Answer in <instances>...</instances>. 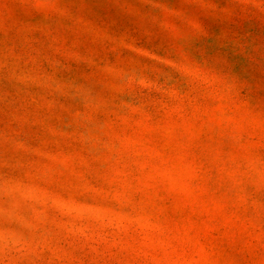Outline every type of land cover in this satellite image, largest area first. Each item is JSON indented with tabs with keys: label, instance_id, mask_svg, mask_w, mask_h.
<instances>
[{
	"label": "rangeland",
	"instance_id": "obj_1",
	"mask_svg": "<svg viewBox=\"0 0 264 264\" xmlns=\"http://www.w3.org/2000/svg\"><path fill=\"white\" fill-rule=\"evenodd\" d=\"M0 264H264V0H0Z\"/></svg>",
	"mask_w": 264,
	"mask_h": 264
},
{
	"label": "snow or ice",
	"instance_id": "obj_2",
	"mask_svg": "<svg viewBox=\"0 0 264 264\" xmlns=\"http://www.w3.org/2000/svg\"><path fill=\"white\" fill-rule=\"evenodd\" d=\"M31 6L40 7L42 9H50L55 7L56 0H30Z\"/></svg>",
	"mask_w": 264,
	"mask_h": 264
}]
</instances>
